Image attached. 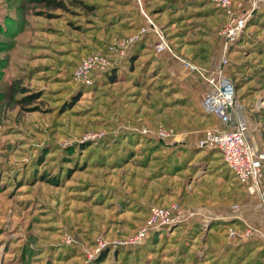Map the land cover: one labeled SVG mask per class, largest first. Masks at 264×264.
Instances as JSON below:
<instances>
[{
  "label": "rangeland",
  "instance_id": "obj_1",
  "mask_svg": "<svg viewBox=\"0 0 264 264\" xmlns=\"http://www.w3.org/2000/svg\"><path fill=\"white\" fill-rule=\"evenodd\" d=\"M61 1L0 0V264H264V196L199 146L223 59L264 137V0ZM232 17L245 25L225 49ZM153 207L171 222L117 249Z\"/></svg>",
  "mask_w": 264,
  "mask_h": 264
},
{
  "label": "built area",
  "instance_id": "obj_2",
  "mask_svg": "<svg viewBox=\"0 0 264 264\" xmlns=\"http://www.w3.org/2000/svg\"><path fill=\"white\" fill-rule=\"evenodd\" d=\"M224 8H230L229 0H217ZM147 23L155 33L157 30L153 26L149 17L145 16ZM245 25V19L231 18L230 23L224 31L226 44L225 49L232 43L235 37L239 34ZM146 32L142 29V33ZM155 52L157 54L170 52L169 44L165 37L157 32V42L155 44ZM96 58L83 60L77 67L73 79L76 83L83 85H91V71L97 68L99 63ZM227 63L226 59L222 60V65ZM190 69L200 73V70L194 65L188 64ZM219 81L214 83V80H208L211 91L205 96L203 110L206 113L214 114L219 120L220 128H209L204 131V138L200 141L199 146L216 149L225 165L234 174L236 180L245 186L251 195L264 196V153L259 152L249 137L248 126L245 119L244 106L236 95L234 85L226 79L220 72ZM143 133L150 132L147 129ZM153 135L157 137H168L169 133L158 127L153 131ZM170 211L163 208L153 207L150 211L148 219L144 225L137 231L136 235L128 241L117 242V244H137L144 240L147 234L160 227L163 224L171 222ZM259 233L254 229L248 228L242 235ZM231 232L230 235H234ZM262 238L264 239V235ZM70 241V237H67ZM103 246V245H101Z\"/></svg>",
  "mask_w": 264,
  "mask_h": 264
},
{
  "label": "trees",
  "instance_id": "obj_3",
  "mask_svg": "<svg viewBox=\"0 0 264 264\" xmlns=\"http://www.w3.org/2000/svg\"><path fill=\"white\" fill-rule=\"evenodd\" d=\"M39 2L40 3H45L46 4V6L47 7H51V8H54V9H63L64 10V4H63V2L61 1V0H39ZM175 4V3H174ZM174 4H172V5H174ZM152 13L153 12H151V11H149L148 13H146L147 14V16H152ZM226 65V64H225ZM225 67L226 66H224L223 65V68H222V74H223V76H225ZM111 82H114V79H111ZM9 90L11 91L10 93H11V96H12V94H13V90H14V87L12 88V86L9 88ZM20 93H24V91L23 90H21L20 91ZM26 98V97H25ZM23 98V101L21 102V104L22 103H26L25 101H27L28 99H30V98H33V97H28V98ZM31 101H32V99H31ZM31 101H28V102H31ZM29 104V103H28ZM202 114L205 116V117H207L208 119L210 118V117H212L211 115H212V113H206L203 109H202ZM214 115V114H213ZM213 120H211V122H212ZM219 121V120H218ZM221 125V124H220ZM152 233V232H151ZM150 234V232L147 234V235H149ZM131 247H135V244H120L119 246H117V249H122V248H131ZM105 250H108V247L107 248H105V249H103V251H101L100 253H99V256H98V260H102L103 258H104V254H105Z\"/></svg>",
  "mask_w": 264,
  "mask_h": 264
},
{
  "label": "crops",
  "instance_id": "obj_4",
  "mask_svg": "<svg viewBox=\"0 0 264 264\" xmlns=\"http://www.w3.org/2000/svg\"><path fill=\"white\" fill-rule=\"evenodd\" d=\"M239 96V95H238ZM240 97V96H239ZM202 108V107H201ZM245 108V107H244ZM203 109V108H202ZM244 113H245V110H244ZM212 117L209 118V120H213L210 127L209 128H220L221 125H220V122L218 121L217 117L215 115H211ZM246 119V117H245ZM246 123H247V119H246ZM248 126V125H247ZM248 132H249V129H248ZM249 137L251 139V141L253 142V144L255 145V148L261 152V153H264V137H253L250 132H249ZM222 160V159H221ZM223 163V161H222ZM224 164V163H223ZM225 165V164H224ZM225 168L229 171L230 175L232 176V178L235 180V176L234 174L231 172V170L225 165ZM221 176L217 177V180H221L220 179ZM199 180V179H198ZM200 183L203 182V180H199ZM237 181V180H236ZM238 182V181H237ZM192 188V187H191Z\"/></svg>",
  "mask_w": 264,
  "mask_h": 264
}]
</instances>
